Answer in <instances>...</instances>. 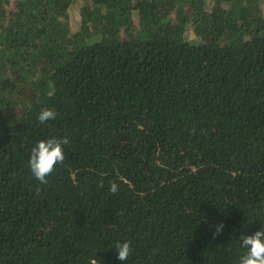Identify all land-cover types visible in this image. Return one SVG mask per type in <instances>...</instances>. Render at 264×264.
<instances>
[{"label":"trees","instance_id":"obj_1","mask_svg":"<svg viewBox=\"0 0 264 264\" xmlns=\"http://www.w3.org/2000/svg\"><path fill=\"white\" fill-rule=\"evenodd\" d=\"M72 1L0 0V264H123L125 241L124 264H239L264 229V0H82L75 29Z\"/></svg>","mask_w":264,"mask_h":264},{"label":"clouds","instance_id":"obj_2","mask_svg":"<svg viewBox=\"0 0 264 264\" xmlns=\"http://www.w3.org/2000/svg\"><path fill=\"white\" fill-rule=\"evenodd\" d=\"M57 113L54 109L44 108L39 113L37 119L40 124L54 120ZM69 143L67 136L57 138L55 136L48 139H41L31 149L29 167L34 178L41 184H47L49 177L58 164H63L65 152L63 145ZM101 187L103 182L101 181ZM109 191L117 193L118 184L110 183ZM223 222L217 227L214 235H219L223 231ZM241 247L245 250L240 257L239 264H264V229L255 232L252 235H242L240 238ZM115 249L118 253L117 259L121 262L127 261L132 253L131 243L128 241L117 243Z\"/></svg>","mask_w":264,"mask_h":264},{"label":"rangeland","instance_id":"obj_3","mask_svg":"<svg viewBox=\"0 0 264 264\" xmlns=\"http://www.w3.org/2000/svg\"><path fill=\"white\" fill-rule=\"evenodd\" d=\"M82 5V0H73L67 4V12L71 18L72 28L75 29L78 25L80 19V6Z\"/></svg>","mask_w":264,"mask_h":264}]
</instances>
